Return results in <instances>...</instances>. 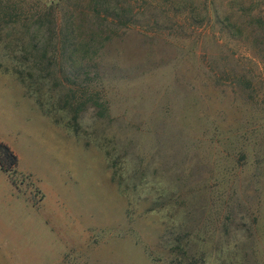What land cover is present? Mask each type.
I'll list each match as a JSON object with an SVG mask.
<instances>
[{"label":"rangeland","instance_id":"rangeland-1","mask_svg":"<svg viewBox=\"0 0 264 264\" xmlns=\"http://www.w3.org/2000/svg\"><path fill=\"white\" fill-rule=\"evenodd\" d=\"M0 140V264H264V0H0Z\"/></svg>","mask_w":264,"mask_h":264},{"label":"trees","instance_id":"trees-1","mask_svg":"<svg viewBox=\"0 0 264 264\" xmlns=\"http://www.w3.org/2000/svg\"><path fill=\"white\" fill-rule=\"evenodd\" d=\"M19 157L15 151L6 142L0 140V168L11 180L14 186H17L16 176L19 175Z\"/></svg>","mask_w":264,"mask_h":264},{"label":"crops","instance_id":"crops-1","mask_svg":"<svg viewBox=\"0 0 264 264\" xmlns=\"http://www.w3.org/2000/svg\"><path fill=\"white\" fill-rule=\"evenodd\" d=\"M0 170H1V168H0ZM2 171V170H1ZM5 174V173H4ZM5 176H6V178L9 180V182H10V184H11V190H10V192L12 193V194H14V195H17L16 194V191H15V186L13 185V183L11 182V180L8 178V176L5 174ZM10 192H8L7 193V191H4V189H0V203H8V201L6 200V197L7 196H10ZM19 198V197H18ZM24 226H26L25 224H24ZM5 224H4V222H3V220H1L0 221V229L2 230V231H4L5 230ZM26 228V227H25Z\"/></svg>","mask_w":264,"mask_h":264}]
</instances>
